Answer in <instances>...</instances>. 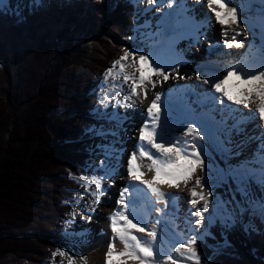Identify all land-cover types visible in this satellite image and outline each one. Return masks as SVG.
<instances>
[{"label": "trees", "instance_id": "1", "mask_svg": "<svg viewBox=\"0 0 264 264\" xmlns=\"http://www.w3.org/2000/svg\"><path fill=\"white\" fill-rule=\"evenodd\" d=\"M136 10L132 0L0 5V264H41L62 249L94 149L91 85L133 49ZM263 210L253 200L244 223L211 224L196 239L201 264H264Z\"/></svg>", "mask_w": 264, "mask_h": 264}, {"label": "bare ground", "instance_id": "2", "mask_svg": "<svg viewBox=\"0 0 264 264\" xmlns=\"http://www.w3.org/2000/svg\"><path fill=\"white\" fill-rule=\"evenodd\" d=\"M199 1L202 6H197ZM254 2L255 0H231L229 5L238 9L239 22L234 27L243 32V36L238 37L243 44V49L237 48V51L235 47L231 49L223 47L220 35L221 25L215 22L214 15L207 8V0H174V2L173 0H165L163 7L159 6L156 10H153L151 14L152 21L149 20L151 17L147 18L146 25L144 23L146 27L150 26L151 23H157L159 28L154 31L147 30L146 32L145 30L144 32L146 33L145 37H148L149 34L151 36V40L148 37L145 41V43L150 44V47L152 46L151 59L163 65L165 70L169 72L175 66L178 69V75L173 72L167 81L154 76L153 78L159 80L160 83L156 85L155 89L149 87L147 99H144L141 95L139 98L133 97L132 100H125L123 91L110 99V111L107 118L110 120L108 123L113 125H109L102 132L103 137L106 138L104 142L102 140L103 145L107 148L106 153L108 150V161L103 168L110 171L111 174L107 177L114 184L105 183L103 179V194L99 197V203L94 204L93 197L88 194V198L81 205L86 216L84 219L78 218L77 221L78 230H76V233H80L79 235L83 237L79 238L77 234L75 236L77 238V253L73 254V257L76 259L77 264H106L105 253L112 239L109 217L121 207L118 203L119 194L124 187L129 188L130 197L144 194L145 198L150 200V206L153 208L151 212L139 208V204H134L128 197L129 211L136 216L137 221L143 217L146 220L145 226L149 229L152 227L157 228L159 235L156 248L161 243L169 242L168 240L175 241L177 238L185 237L183 230L188 234L189 232H195L196 221L202 222L203 218L201 216L206 214V211H202L199 216L192 214L196 211L190 204V189L194 186V179L187 187L181 185L180 189H169L167 185H162V190L169 193L170 198L168 208L161 211L163 205L156 203L155 198L144 189L143 185L132 181L128 176L127 161L131 153L137 151L139 129L145 123L150 124V117H148L146 109L150 106L157 92L162 94L161 125L158 130L165 135V138L163 140L158 139V142L167 143L179 139L182 144L185 142L195 143L197 147L201 148L205 159V169L203 171L198 170L197 175L205 177L203 181L205 186L203 189L197 190L210 192L209 200L211 198L217 199L213 203L211 213L206 215L207 218H214L218 215L220 209L226 207L225 200H222L221 187L216 176L217 173H220V162L225 166L220 157L219 147L227 132L229 134L235 132V134L231 136L229 140L231 143L225 148V151H227L229 157L232 156L234 160H240L241 162H238L241 166L249 161L250 156L258 152L253 162L247 164V167L256 172L253 177L254 181L260 182V153L261 149L264 148V121H261L258 115L254 114L255 104L245 108L225 99V106L222 108L223 112L221 113V119H219V107L213 113L206 107H199L198 103L200 99H207L210 103L214 100L217 103L220 102V94L212 90L211 81L224 75L231 67L235 66L238 70L246 73L258 72L264 69V0L261 5H254ZM166 3L167 5H165ZM169 4H172V6L169 7ZM202 8L204 9L202 10ZM204 17L207 20L201 22ZM184 19L186 20L180 21ZM203 23L208 24L215 31L213 36L215 42H211L210 46L215 47L217 50L210 53L208 60H200L196 53L193 54L192 48L194 46L188 44L189 42H196L197 46L202 47V43L205 42L204 36L206 37L209 34ZM184 27H187V29L182 30ZM185 44L188 45V48H185ZM215 44L216 46H214ZM218 49L220 53L222 52V57L219 58L217 57ZM206 51L212 52L209 48ZM203 61L207 64L204 65ZM197 76H199V80ZM203 76L204 78H202ZM183 80L188 81L183 82ZM204 80L210 82L199 89L203 88L207 91H202L201 94L191 99L189 97L190 89L199 87L198 82L201 83ZM178 86L181 87V92L170 95V92ZM123 90L128 94L129 86L124 85ZM117 100L121 101L123 105L120 108H124V110L120 109L122 110L120 114H116L114 107H112V104ZM233 114H237L243 119L234 122ZM193 122L200 130L201 135L204 136L203 140H196L190 135H185L186 127ZM248 122L249 124H247ZM234 124L239 125V130L233 127ZM219 127L221 129L218 131ZM123 129L126 131L123 132ZM255 149L256 151H254ZM142 163L145 165L142 169L146 173L145 178L151 179L154 172L147 171L148 161L144 160ZM120 174L121 178L119 177ZM92 189V191L95 190L94 185ZM202 204L203 202L197 205V208H200ZM157 220H160L159 225L156 224ZM98 230L99 232H97ZM187 233L186 235H188ZM138 235L147 239L144 233H138ZM122 247V244L117 241L118 250H122Z\"/></svg>", "mask_w": 264, "mask_h": 264}, {"label": "snow or ice", "instance_id": "3", "mask_svg": "<svg viewBox=\"0 0 264 264\" xmlns=\"http://www.w3.org/2000/svg\"><path fill=\"white\" fill-rule=\"evenodd\" d=\"M148 2L156 4L157 0H148ZM230 3L231 0H207V8L214 15L215 22L221 25L220 35L223 47L241 48L243 44L238 37L243 36V32L234 27L239 22L238 9L230 7ZM171 6L172 4H169V7ZM173 72L178 75V69L175 66L172 67L171 72L166 71L163 65L154 62L148 55L138 54L126 48L107 69L105 81L110 80L113 91L117 93L123 91L124 85H128L129 90L124 96L125 100H132L133 97L139 98L141 95L147 99L149 87L155 89L160 83L153 77H161L163 81H167ZM209 82V80L203 81L205 84ZM211 83L212 90L220 94V103H224L226 99L245 108L255 104L254 114L264 121V69L246 73L233 66ZM161 95L157 92L146 109L150 124L145 123L139 129L137 151L131 153L127 161L128 176L132 181L143 185L144 189L155 198L156 203L163 205L161 211L168 208L170 198L169 193L162 190V185H167L169 189H180L181 185L187 187L194 179V186L190 189V204L193 209H196L192 214L199 216L202 211L208 210L211 196L210 192L197 190L205 186L203 183L205 177L197 175L198 170L205 169V159L201 148L195 143L182 144L179 139L167 143L158 142V129L161 125ZM103 102L102 100L101 103ZM116 103L119 104L120 101ZM233 127L239 130L238 124H234ZM185 135H190L196 140L204 139L194 122L186 127ZM159 140H163V137H159ZM144 160L148 161L147 171L154 172L151 179H146V173L142 170L145 166L142 163ZM260 164V181L264 184V149H261ZM101 166H104L103 161H101ZM110 174V171H105V176ZM252 175L251 170H248L239 173L236 178L243 180L245 176L251 177ZM104 178L92 177L90 180L85 177L79 178L78 182L93 197L94 204L99 203V197L103 194L102 180ZM93 185L95 190L91 191ZM119 196L118 203L121 207L109 217L112 239L105 253L106 264H201L200 255L195 247L197 243L195 237L174 244L171 254L159 253L158 255L156 243L159 233L157 228L149 229L147 226H142V222L137 221L136 216L130 213L128 187H124ZM201 202H203L202 206L197 208ZM196 223L199 224L201 221L197 220ZM156 224L159 225L160 220H157ZM138 233L146 234L147 239ZM117 241L122 244V250H118ZM57 256L67 257V264H77L76 259L65 251L57 249L52 253V257Z\"/></svg>", "mask_w": 264, "mask_h": 264}, {"label": "rangeland", "instance_id": "4", "mask_svg": "<svg viewBox=\"0 0 264 264\" xmlns=\"http://www.w3.org/2000/svg\"><path fill=\"white\" fill-rule=\"evenodd\" d=\"M132 1L135 2L137 5V10H136L135 16H136V24L138 25V27H137V25L135 27V33H134V36L132 37V40L130 43V45L133 47V49H131L130 51H135L138 54H143V55H148V56L150 55V59H151V55H152V48L151 47L152 46L150 47L149 43H145L144 42L145 37L139 36L138 32L144 31V29L146 30V32H147V30H153L154 31V30H156V28H158L157 23H151V25L148 26L149 28L146 27L145 25H146V22L148 21L147 18L151 17L153 10H156L159 6L163 7L162 5L164 4L165 0H157L156 4H151L148 2V0H132ZM7 2H8L7 0H2V2H0V5H4ZM165 5H167V3ZM199 5L202 6L200 1L198 2L197 6H199ZM203 9L204 8H202V10ZM157 15H159V14H157ZM149 20L152 21V17ZM206 20L207 19H205V17H204L203 19H201V22L206 21ZM144 23H145V25H144ZM203 26L205 27L206 30H208L207 33L209 32V34L206 37L204 36L205 42L202 43V47L197 46L196 42L195 43L189 42L188 44L194 46L192 48L193 54L196 53L199 59H201V57L205 55L204 59L207 60L210 57V53L216 52V50H217V49H215V47L213 48L210 46L211 42H215V40L213 39V36L215 35V31L213 30V28L211 26L209 27L208 24H206V23H203ZM143 27H144V29H143ZM218 43L220 44V42H218ZM169 46L171 47V45H169ZM187 46L188 45L185 44V48H188ZM214 46H216V44ZM183 47H184V45H183ZM208 48L211 49L212 52H210V51L207 52L206 50ZM241 48H238V49H241ZM194 49H195V52H194ZM238 49L236 48V51ZM217 52H218L217 57L218 58L222 57V52L220 53L219 49ZM191 65H190V68H191ZM108 68H110V67H106L105 70H103L102 74L100 76H98V78L96 80H94L92 85H91V86H93L94 92L95 93L97 92L96 97L98 98V100H100V102L98 103L97 107L92 108V110H91L93 117L95 119H97L96 125L93 127L95 132L91 135V139L94 141L95 147L91 151L92 160H90V162H88L87 174L85 176H81V177L88 178L89 180L92 177H105L104 182L105 183H111V185H112L114 183L112 181H110V179L107 176H105L106 169H104L101 166V161L104 162V165L108 161L107 160L108 159V150L106 153L105 150L107 148L103 147V143H102V140L104 142L106 140V138L103 137L102 132H103V130L107 129L109 125H113L112 123H108V122H110V120L107 118V115L109 114V111H110L109 101L112 97L118 95L116 91H113L112 87H111L112 90L110 89L112 82L110 80L108 82L105 81V73H106ZM202 78H204V76ZM185 81H188V80H183V82H185ZM118 82H120V81H118ZM187 83H189V82H187ZM198 83H200V81ZM201 83H203V82H201ZM206 85H208V84L203 83L204 87ZM207 87H209V86H207ZM123 93H124L123 94L124 96L127 95V92L125 90H123ZM102 100L104 101L103 103H101ZM112 105H113L112 107H114L116 114H120V111L122 112V110H124V108H120L123 106L121 101L119 104L114 102ZM120 109H122V110H120ZM124 131H126V130L123 129V132ZM228 134L229 133H226L225 134L226 136L223 135L225 137L222 138L221 144L219 147L220 157L223 160V162L225 163V166L222 165L220 162V167H219L220 173H217L218 175L216 176L218 181H219V185L221 187L220 191H221L222 200L223 201L225 200L224 203L226 204V207L222 208L219 211V213H218L219 217L217 219H221V220L225 221L226 223H232V222H235L237 220L242 222V220H243L242 210H244V207L247 206V203L254 200L255 202H260L262 204V206L264 207V186H262V184L259 185L257 182H254V180L253 181L248 180L246 178L247 176H245V178L243 180L236 178L239 173H243V172H241V170H239V168H241V166L239 165V163L241 161L236 160V159L234 160V158L232 156L229 157L228 153H226L227 151H225V148H227L231 143L229 141L231 139V136H233L235 133L233 132L232 134H229V135ZM238 161H240V162H238ZM244 164L245 163H243V165ZM81 177L77 178L78 181H79V178H81ZM119 177L120 178L122 177L121 174L119 175ZM233 181H235V183H233ZM92 190L93 189H91V191ZM75 191H76V194H75L76 198H75V203H73V206H72V209H73L72 215L67 220L66 230L64 231V236H66V239L62 243V249H60L61 251H65V252L69 253V255H71V256H73V254L77 253V249H76L77 238L75 237L76 234H77V236H79V238H83L82 235L81 236L79 235L80 233H76L77 232L76 230H78L77 221H78V218L84 219L86 216V214L83 212V210L81 208V205L83 204L84 200L88 198V194H89L85 191V188L82 186ZM105 194H106V192L104 193V196H105ZM216 201H217V199H212V198L209 200V208L205 212L206 214H203L204 217L201 216L203 218L202 222L205 219H208L206 217V215L211 213L213 203ZM78 214H79V217H78ZM263 215H264V210H263ZM210 220H214V219L211 218ZM208 226H209V224H207V223H203V224L201 223L200 225L197 224L195 226L196 229H195L194 235H191V236L186 235L187 232L186 231L184 232V230H183V234L185 235V237H183L181 239L177 238V239H175V241L174 240H168L169 242H166L167 244L161 243L156 248L158 255H159V253L171 254L172 253V247L174 244H178L179 242L184 241L188 238L195 237L197 240L202 239L204 235L209 233L208 232V228H209ZM181 227L183 228L184 225ZM97 232H99V230ZM81 241H82V239H81ZM61 262H63V264H67V257H60V256H57L55 258L52 257L50 260L43 261V263H41V264H61Z\"/></svg>", "mask_w": 264, "mask_h": 264}]
</instances>
